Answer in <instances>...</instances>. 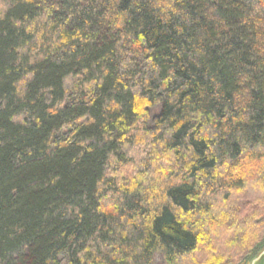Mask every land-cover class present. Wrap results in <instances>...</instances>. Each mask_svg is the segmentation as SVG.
<instances>
[{
    "label": "trees",
    "instance_id": "trees-1",
    "mask_svg": "<svg viewBox=\"0 0 264 264\" xmlns=\"http://www.w3.org/2000/svg\"><path fill=\"white\" fill-rule=\"evenodd\" d=\"M263 249L264 0H0V264Z\"/></svg>",
    "mask_w": 264,
    "mask_h": 264
},
{
    "label": "water",
    "instance_id": "water-1",
    "mask_svg": "<svg viewBox=\"0 0 264 264\" xmlns=\"http://www.w3.org/2000/svg\"><path fill=\"white\" fill-rule=\"evenodd\" d=\"M250 264H264V249L251 260Z\"/></svg>",
    "mask_w": 264,
    "mask_h": 264
}]
</instances>
